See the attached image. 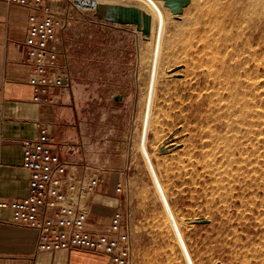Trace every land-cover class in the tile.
I'll list each match as a JSON object with an SVG mask.
<instances>
[{"label":"rangeland","instance_id":"1","mask_svg":"<svg viewBox=\"0 0 264 264\" xmlns=\"http://www.w3.org/2000/svg\"><path fill=\"white\" fill-rule=\"evenodd\" d=\"M96 2L134 6L152 18L150 37L143 36L136 26L101 21L96 13L82 12L70 5L62 18L66 24L64 54L72 76L73 101L79 110V133L74 138L78 146L69 147L67 158L88 167V176L102 177V187L92 197L103 202L112 200L126 211L131 224L132 264H264V134L259 136L262 131L258 130L264 125L258 117L254 120L248 116L247 121V115L240 112L247 104L255 111L260 103L259 111L264 115V68L254 72L253 64L252 72L243 74L244 80L240 78L252 85L263 74L257 80L263 87L255 90L256 94L249 88L246 92L229 90L230 94L223 88L229 84L223 77L219 78L222 84L207 78L208 69L218 64L211 66L198 52L207 44L202 31L206 16L210 19L217 14L212 9L213 2L191 0L182 14H174L165 6V0ZM204 5H210V11ZM226 8L222 6L220 11ZM213 18L216 20L217 15ZM171 44L176 46L172 48ZM227 81L231 89L236 79ZM218 96L222 102H218ZM229 96L233 104L230 106L226 104ZM226 108L229 114L224 113ZM217 115L223 119L216 121ZM245 122H250V131H256L258 136L250 134ZM236 129L243 131L237 134ZM260 130L264 132V128ZM211 134L215 136L209 137ZM223 137L230 141H223ZM210 138L213 142L219 140L216 144ZM218 143L224 144L223 149ZM257 145L263 147L258 150ZM76 153L85 155L83 161L74 159ZM241 153L247 154V160ZM253 158L257 159L254 163ZM256 169L263 170V174L258 173L262 182ZM118 183L123 184L124 194L115 193ZM233 185L236 187L232 189ZM102 207V213L109 212L108 206Z\"/></svg>","mask_w":264,"mask_h":264},{"label":"built area","instance_id":"2","mask_svg":"<svg viewBox=\"0 0 264 264\" xmlns=\"http://www.w3.org/2000/svg\"><path fill=\"white\" fill-rule=\"evenodd\" d=\"M29 11L24 41L25 63L30 66L29 84L35 100L59 106L61 96L72 90V76L64 54L67 5L96 13V0H7ZM3 106L0 104V112ZM22 166L29 172L26 196L7 200L0 196V212H8L15 225L38 234V250H82L104 256L107 264H132L131 224L126 211L117 206L105 231L88 228V201L102 187L98 174L88 176V167L65 157L54 146L47 129L36 139L22 142ZM117 195L124 194L118 183Z\"/></svg>","mask_w":264,"mask_h":264},{"label":"crops","instance_id":"3","mask_svg":"<svg viewBox=\"0 0 264 264\" xmlns=\"http://www.w3.org/2000/svg\"><path fill=\"white\" fill-rule=\"evenodd\" d=\"M28 17L24 7L0 0V196L7 200L28 193L29 172L22 166L24 140L36 139L45 128L65 157L69 147L78 146L74 138L79 133V110L73 92L63 94L59 106L35 100L34 88L29 84L31 68L25 63ZM73 155L78 162L85 157ZM100 199L94 196L87 203L88 228L94 232L106 230L117 208L112 200ZM102 205L111 211L102 213ZM0 264H107V259L82 250L41 252L36 231L13 224L8 212H0Z\"/></svg>","mask_w":264,"mask_h":264},{"label":"bare ground","instance_id":"4","mask_svg":"<svg viewBox=\"0 0 264 264\" xmlns=\"http://www.w3.org/2000/svg\"><path fill=\"white\" fill-rule=\"evenodd\" d=\"M203 1H205V2H208V4L210 3V2H213L214 4H212V5H214V7H212V9L214 10V11H216L217 12V19L216 20H212L211 18H213V15L214 16H216L215 14H213L212 15V13H210L211 15H212V17L210 18V19H208L209 18V15H207L206 17H208L207 18V20H205L204 21V23L203 22H201V23H203V29L204 30H202L203 31V34H204V37H206V41H207V44L205 45V46H203L202 47V49L200 50V52H198L199 54V56H202L203 57V59H205V58H207V61H208V63L209 64H212L211 66H215L216 64H218V65H216L215 66V68H210V69H208V72H207V74H206V72H205V74L207 75V78L208 77H210V78H213L215 81L216 80H220L219 78L220 77H223L224 78V80L227 82V83H229L230 84V82H228L227 80H229L230 78H234V79H236V81L234 82V85H231L230 87H231V89L229 88V87H227V86H229V84L227 85V86H225V84H224V86L225 87H223V88H225V90H228V92H229V90H231V91H234L235 92V90L236 91H240L241 89H246L245 90V92L247 91V90H251V91H257V89H259L260 91H261V87H263V83L262 82H260L259 83V81H257L258 80V78H260V77H258L257 76V79H254V81L256 82V83H254V81H253V79L251 78V81H253V84L252 85H247L246 83H249V84H251V82H245V83H243L242 81H240V78L242 77V76H247V74H248V72H250V70H251V68H252V66H253V64H254V70H252V71H254V72H260V71H262L261 69H262V67L264 68V0H203ZM206 5H204V7H205ZM208 6V5H207ZM207 6L205 7V10L207 9ZM210 6V5H209ZM208 6V7H209ZM222 6H226L227 8H226V10L225 11H220V8L222 7ZM199 8V7H198ZM210 8V7H209ZM212 9H211V12H212ZM225 9V8H224ZM207 11H210L209 9H207ZM203 12H205V11H203ZM206 13H208V12H206ZM206 13L204 14V15H206ZM209 14V13H208ZM201 16V15H200ZM203 17V16H202ZM186 18V17H185ZM195 19V18H194ZM204 19H206V18H204ZM214 19V18H213ZM199 20V19H198ZM203 20V19H202ZM195 21V20H194ZM185 22V24L188 22H186V21H184ZM190 22V21H189ZM192 23V22H191ZM200 23V24H201ZM188 25V24H187ZM199 25V24H198ZM197 25V26H198ZM202 25V24H201ZM202 27V26H201ZM201 27H198V29H200ZM209 33V34H208ZM198 34H200L199 32H198ZM203 37V38H204ZM202 38V37H201ZM202 40V39H201ZM204 40V39H203ZM202 40V41H203ZM209 42V43H208ZM206 43V42H205ZM173 44H171L170 46L173 48V46H176V45H173ZM188 46H189V44H188ZM175 48V47H174ZM187 49V48H186ZM191 49V48H190ZM193 49V48H192ZM191 49V50H192ZM172 50V49H171ZM191 52V51H190ZM168 54V53H167ZM170 56V55H169ZM168 56V57H169ZM206 56V57H205ZM205 57V58H204ZM193 58V57H192ZM174 60V59H173ZM195 60V59H194ZM194 60H193V62H194ZM188 61V60H187ZM184 62V61H183ZM191 63V62H190ZM189 63V64H190ZM195 63V62H194ZM207 63V62H206ZM166 64V63H165ZM179 64V63H178ZM215 64V65H214ZM208 66V65H207ZM163 68H164V61H163ZM177 68V67H176ZM180 68V67H179ZM167 69H163V71H166ZM171 71H173V70H171ZM171 71H170V73H171ZM176 71V70H175ZM251 71V72H252ZM264 71V70H263ZM194 72V71H193ZM250 72V73H251ZM167 73V72H166ZM262 73H264V72H262ZM169 74V73H168ZM174 74H175V72H174ZM244 74V75H243ZM258 74V73H257ZM259 74H261V73H259ZM167 75V74H166ZM170 75H172V74H170ZM177 75V74H176ZM262 76H263V74H261ZM262 76H261V78L260 79H262ZM178 77V76H177ZM209 78V79H210ZM245 78V77H244ZM249 78H250V76L248 77V80H249ZM242 79H243V77H242ZM173 80V79H172ZM212 80V79H211ZM221 80H222V78H221ZM221 80H220V83L219 84H222L221 83ZM223 80V81H224ZM244 80V79H243ZM247 80V79H246ZM177 81V80H176ZM213 81V80H212ZM234 81V80H233ZM261 81V80H260ZM263 81V80H262ZM219 82V81H218ZM170 83V82H169ZM213 83V82H212ZM223 83H225V82H223ZM232 83V82H231ZM188 84V83H187ZM218 84V83H217ZM212 85H215V84H212ZM220 86V85H219ZM174 88V87H173ZM247 88H249V89H247ZM169 90V89H168ZM223 90V89H222ZM243 90V91H244ZM258 90V92H260ZM182 91V90H181ZM219 91V90H218ZM221 91V90H220ZM242 91V90H241ZM251 91L249 92V94L251 93ZM256 91H255V94H256ZM226 92V91H225ZM216 93V92H215ZM224 93V92H223ZM230 93V92H229ZM243 93V92H242ZM253 93V92H252ZM175 94V93H174ZM182 94V93H181ZM212 94V93H211ZM213 94H214V91H213ZM217 94V93H216ZM231 94V93H230ZM229 94V95H230ZM183 95V94H182ZM218 95H219V93H218ZM228 95V94H227ZM236 95H238V97H239V100H241L240 98V95L238 94V92H237V94ZM242 95H248V93H244V94H242ZM213 96V95H212ZM212 96L211 97H209V98H211L212 99ZM216 96V95H215ZM232 96L234 97V94H232ZM251 96H253V95H251ZM219 97V96H218ZM224 97V96H223ZM228 97V96H227ZM243 97V96H242ZM246 97V96H245ZM258 97L259 96H256L255 98L256 99H258ZM255 98L253 99V100H255ZM260 98V97H259ZM208 99V98H207ZM225 100H226V97L224 98ZM228 99L230 100L231 98H230V96H229V98H227V102H226V104H229V106L232 104L230 101H228ZM238 99V98H237ZM244 99H246V98H244ZM250 99V98H249ZM248 98H247V100H249ZM209 100V99H208ZM219 100V101H218ZM218 102H222V99H221V97H219L218 98ZM225 100H224V104H225ZM234 100H236V99H233V101ZM238 100V102L240 103L241 101H239ZM243 100V99H242ZM247 100H243V101H246L247 102ZM258 100H260V99H258ZM210 101H214L215 102V100H210ZM209 101V102H210ZM257 100H255L254 102H256ZM237 102V101H236ZM236 102H234V103H236ZM252 102V101H251ZM259 102V101H258ZM244 103V102H243ZM248 103H250V102H248ZM257 103V102H256ZM216 104V103H215ZM221 104V103H220ZM237 104V103H236ZM246 104V103H245ZM259 105H260V103H258ZM213 105V104H212ZM233 105V104H232ZM239 105V104H238ZM238 105H235V106H238ZM249 105H251V103L249 104ZM259 105H257L256 107H257V110H256V107H255V111H253L252 110V108L250 107V106H248V104L247 105H244L242 108L241 107H239V108H241V110H240V112H242V115L244 114H246L245 116H246V118L248 117V116H250L251 118L253 117L254 118V120H255V117H258V119H262L261 121H259V123L261 122V124L262 125H264V120H263V118H264V115H263V112L262 111H259L260 110V106ZM211 106V105H210ZM209 106V107H210ZM219 106V105H218ZM225 106H227V105H225ZM227 107V108H229L230 109V107ZM217 107V106H216ZM223 107V106H222ZM221 107V108H222ZM232 107H234V106H231V108ZM210 108H212V107H210ZM219 109H221L220 108V106L218 107ZM218 108H216V109H218ZM227 108H226V111L224 112V111H222V112H224V113H226L227 112ZM235 108H237V107H235ZM238 108V109H239ZM259 108V109H258ZM219 109H218V112H219ZM222 109H225V108H222ZM228 109V110H229ZM234 110H236V109H234ZM263 110H264V108H263ZM213 112L215 111L214 109L212 110ZM259 111V112H258ZM220 112H221V110H220ZM232 112V111H231ZM208 113H210V112H208ZM215 114H217L216 113V111H215ZM219 114V113H218ZM227 114H229L228 112H227ZM237 114H238V112H237ZM236 114V115H237ZM233 115H235V114H233ZM241 114H239L238 115V117L240 116ZM215 116V115H214ZM229 116H231V114L229 115ZM228 116V117H229ZM205 117V116H204ZM222 117H225V119H226V116H222ZM227 117V118H228ZM237 117V116H236ZM237 117V118H238ZM243 117V116H242ZM242 117H240V119L242 118ZM213 118V117H212ZM230 118V117H229ZM228 118V119H229ZM237 118H235V119H237ZM204 119V118H203ZM214 119V118H213ZM216 119V121L218 120L219 121V119L221 120V119H223V118H218V115H217V117L215 118ZM228 119H226V120H228ZM243 119V118H242ZM248 120L247 121H249L250 119L249 118H247ZM243 120H245V119H243ZM243 120H238V123H239V121L242 123V121ZM203 120H201V122H202ZM175 122H177V121H175ZM205 122H206V120H205ZM207 123H209V122H207ZM220 123V122H219ZM224 123V122H223ZM240 123V124H241ZM250 123V122H249ZM249 123H247V122H245V124L244 125H248ZM176 124V123H175ZM239 124V125H240ZM260 124V125H261ZM178 125V124H177ZM223 125V124H222ZM235 125V124H234ZM246 125V126H247ZM252 125V124H251ZM256 125H258L259 126V124H258V121H257V124ZM175 126V125H174ZM258 126H256V127H258ZM225 127V126H224ZM227 127V126H226ZM236 127V126H235ZM240 127V126H239ZM238 127V128H239ZM251 127H253V126H251ZM255 127V126H254ZM263 128H264V126H262ZM262 127H260V129H263ZM86 127L84 126V129H85ZM232 128V127H231ZM242 128V127H241ZM244 128H245V126H244ZM243 128V129H244ZM247 128H249V131H250V126L248 125V127ZM259 128V127H258ZM234 130H235V128H233ZM243 129L241 130V131H243ZM253 129V128H252ZM251 129V130H252ZM260 129H258L259 131H262L261 132V134L259 135V136H261V135H263L264 134V132H263V130H260ZM214 130V129H213ZM232 130V129H231ZM246 130V129H245ZM254 130V129H253ZM229 130H228V128H227V132H228ZM241 131H237V129H236V131H235V133H237L238 134V132H241ZM248 132V131H247ZM211 133H213L212 132V130H211ZM214 133H215V131H214ZM217 133H218V131H217ZM254 134L255 136H258V135H256V134H258L256 131H250V134ZM260 133V132H259ZM234 134V133H233ZM232 134V135H233ZM237 134L235 135V137L237 138V139H239L238 137H237ZM243 134L245 135L246 133L245 132H243ZM243 134H241V135H243ZM249 134V133H248ZM251 134V135H252ZM214 135V134H213ZM212 134H211V136H209V137H212L213 136ZM227 135H230L229 133H227ZM233 135V136H234ZM215 136V135H214ZM229 137V136H228ZM245 137V136H244ZM247 137V136H246ZM246 137L245 138H243V139H246ZM251 137V136H250ZM250 137H248V138H250ZM254 137V136H253ZM215 138V137H214ZM211 140H212V142H213V138H210ZM209 139V140H210ZM222 139V138H221ZM221 139H220V143L222 142L223 143V141H225V140H227L228 138L227 137H225V140H224V137H223V141H221ZM242 139V140H243ZM255 139V138H254ZM254 139H252L251 138V140L253 141ZM258 139V138H257ZM217 140H219V139H216V141ZM234 140V139H233ZM241 140V141H242ZM247 140H249V139H247ZM251 140H249L250 142H251ZM259 141H260V137H259V139H258ZM213 142V143H216L217 144V142ZM230 140L228 139V142H229ZM232 141V140H231ZM244 141V140H243ZM263 141H264V138H263ZM262 141V142H263ZM210 142V141H209ZM219 142V141H218ZM234 142V141H233ZM248 142V141H247ZM249 142V143H250ZM253 142H256V141H253ZM220 143H218V144H220ZM225 144H226V142H224ZM235 143V142H234ZM242 143H244V142H242ZM241 143V144H242ZM248 144V143H247ZM259 144V143H258ZM260 144H262L261 143V141H260ZM264 144V143H263ZM223 145L224 144H220V147L222 146V149H223ZM227 145H229V144H227ZM232 145V144H231ZM238 145V143L236 144V146ZM249 145V144H248ZM254 145V144H253ZM216 146V145H215ZM235 146V145H234ZM242 146V145H241ZM251 146V145H250ZM254 146H256V145H254ZM214 146H212V148H213ZM216 147H218L219 148V145L218 146H216ZM216 147H214V149L213 150H215V148ZM226 147V146H225ZM237 147H239V146H237ZM243 147H244V145H243ZM248 147V146H247ZM257 147H258V145H257ZM261 147H263V145L261 146ZM261 147H258V150H259V148L261 149ZM88 149L90 148V146H88L87 147ZM226 148H228V147H226ZM241 147H239L238 149H240ZM246 147H244V148H242L243 150V152L244 153H246V149H245ZM249 148V147H248ZM229 149V148H228ZM231 149H233V148H231L230 147V150ZM244 149L246 150V151H244ZM212 150V149H211ZM218 150V149H217ZM217 150L214 152V153H217ZM221 150V149H220ZM219 150V151H220ZM250 150V149H249ZM253 150H256V149H254V147H253ZM258 150H257V152H258ZM223 151V150H222ZM224 151H228V150H225L224 149ZM237 151V150H236ZM221 152V151H220ZM219 152V153H220ZM254 153H252L253 154V156H254V154L256 153L255 151H253ZM261 152V151H260ZM264 152V151H263ZM223 152H221V154H222ZM232 153V152H231ZM235 153V152H234ZM244 153L242 154H240V155H243L244 156ZM218 154V153H217ZM233 154V153H232ZM236 154V153H235ZM258 154V153H257ZM260 154V153H259ZM215 155V154H214ZM227 155H230L229 153H227ZM226 155V156H227ZM247 155V154H246ZM244 156L245 157V160H247V156ZM216 156V155H215ZM223 155H221V157H222ZM249 156V155H248ZM231 157V156H230ZM229 157V158H230ZM247 157V158H246ZM250 158H252L251 156H249ZM217 158V157H216ZM232 158V157H231ZM254 158H256V156L254 157ZM254 158H253V160H254ZM257 158H258V156H257ZM263 158V157H262ZM237 159V158H236ZM258 159H260V157L258 158ZM217 160V159H216ZM215 160V161H216ZM224 160H225V158H224ZM227 160V159H226ZM255 160H257V159H255ZM255 160L253 161V163L255 162ZM261 160H263V159H261ZM227 161H231L230 159L229 160H227ZM227 161H226V163H227ZM233 161V160H232ZM252 161V160H251ZM250 161V162H251ZM260 161V160H259ZM234 162H235V160H234ZM241 162V161H240ZM246 162H248V161H246ZM260 163V162H259ZM262 163H263V161H262ZM220 164H221V161H220ZM229 164V163H228ZM243 164V163H242ZM248 164H250V163H248ZM192 165V164H191ZM223 166H224V164H222ZM233 165V164H232ZM244 165V164H243ZM255 165H257V162L255 163ZM259 165V164H258ZM228 166H230V165H228ZM237 166V165H236ZM252 166V165H251ZM260 166H262L261 164H260ZM244 167V166H243ZM254 167H256V168H258L257 166H254ZM264 167V166H263ZM232 168H233V166H232ZM245 168V167H244ZM249 168V167H248ZM239 169H241V168H239ZM252 168H250V170H251ZM260 169H262V168H260ZM232 170H235V168H233ZM241 170H243V168L241 169ZM241 170H239V171H241ZM246 170V169H245ZM249 170V169H248ZM264 170V169H263ZM263 170L261 171V170H259L260 172H262V174H263ZM244 171V170H243ZM256 171H257V169H256ZM256 171L254 172V174L256 173ZM259 171H257V175H258V173H260ZM238 172V171H237ZM242 172V171H241ZM241 172H239L240 174H241V177H242V173ZM245 173V172H244ZM251 173V172H250ZM228 174V173H227ZM247 174V173H246ZM254 174H253V176H254ZM255 174V175H256ZM220 175V174H219ZM250 175V174H249ZM261 175V174H260ZM260 175H258V177H259V181H260V177H262V176H260ZM233 176H234V174H233ZM252 176V175H251ZM253 176H252V179H253ZM247 177L245 176V179H246ZM256 177H254V179H255ZM230 179V178H229ZM232 179H233V177H232ZM235 179V178H234ZM243 179H244V177H243ZM262 179V178H261ZM231 180V179H230ZM236 181H238V179H236ZM247 181H248V179H247ZM246 181V182H247ZM255 181V180H254ZM259 181L257 180V184H261V183H259ZM229 182V181H228ZM243 182V181H242ZM249 182V181H248ZM260 182H262V181H260ZM234 183V181L232 182V184ZM251 183H252V181H251ZM256 183V182H255ZM229 184V183H228ZM248 185V184H247ZM261 185H264V183L263 184H261ZM234 187H236V186H232V189L234 188ZM250 187V186H249ZM248 187V188H249ZM251 187H254V186H251ZM258 187H259V185H258ZM261 187V186H260ZM263 188V187H262ZM253 189V188H252ZM256 189V188H255ZM261 189V188H260ZM263 190H264V188H263Z\"/></svg>","mask_w":264,"mask_h":264},{"label":"water","instance_id":"5","mask_svg":"<svg viewBox=\"0 0 264 264\" xmlns=\"http://www.w3.org/2000/svg\"><path fill=\"white\" fill-rule=\"evenodd\" d=\"M190 2L191 0H165V6L169 7L174 14H182V9ZM95 17L111 24L136 26L137 31L141 32L143 36H151L152 18L137 7L99 4ZM119 99L120 97H116V100Z\"/></svg>","mask_w":264,"mask_h":264}]
</instances>
